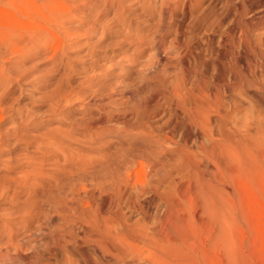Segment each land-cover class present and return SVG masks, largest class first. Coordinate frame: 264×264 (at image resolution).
I'll return each mask as SVG.
<instances>
[{
    "label": "bare ground",
    "instance_id": "bare-ground-1",
    "mask_svg": "<svg viewBox=\"0 0 264 264\" xmlns=\"http://www.w3.org/2000/svg\"><path fill=\"white\" fill-rule=\"evenodd\" d=\"M73 1L63 3L72 4ZM184 1L185 4L195 6L192 0ZM177 2L167 4L160 18V28L154 33L163 34H158V39L150 42L155 46L158 55L164 51L161 48L163 35L170 32L173 27ZM93 3L92 11L94 14L96 12V17L109 12L110 8L116 12L121 6L120 0H94ZM162 3L165 4V1ZM53 4L50 6L53 7ZM88 5L85 6L87 9ZM62 6L63 4L61 8ZM81 6L83 5L77 7L82 8ZM63 9L64 6L62 12L65 11ZM70 9L66 13H70ZM85 9L78 12L85 14ZM233 9L237 10L236 7ZM52 12L55 16L53 18L56 19L51 17L50 21L59 20V11ZM72 13L71 18L67 17V20L70 19L69 22L72 21V15L76 17V14H79ZM204 13L195 20L198 26L195 27L199 28L202 38L210 43L211 23L208 15ZM88 14L91 15V12ZM184 14L186 15V12ZM225 16L231 17L228 25L229 34H236L238 29L244 31L249 25V20L243 22L238 14L235 16L231 13V9L227 10ZM252 16L250 20L253 19ZM77 17L81 23L83 20L80 22V17L78 15ZM60 19L64 20L61 17ZM67 20L65 21L68 22ZM65 21L61 24H65ZM75 23L72 21V24ZM95 23L96 21L94 32ZM72 24L70 23L71 28ZM80 28L82 27L77 29ZM148 29L150 28L146 26L138 30L136 39L139 43L150 44L144 40L149 35ZM102 33L104 32H100V35L94 38V49L103 46L100 43L107 32L101 35ZM37 34L36 32L32 37L31 45L34 47L40 45L44 37L48 36V39L54 37L52 32L48 33L51 38L44 32L42 33L44 37L40 40L41 36L38 37ZM66 36L71 35L67 33ZM192 38L191 40L172 38L170 41L172 45L170 48L180 53L179 66L171 76L165 72L162 75L156 73V79L153 81L156 80L159 86L155 89L160 88L150 91L144 99H139L135 106L128 109L129 111L127 109L121 111L119 107L102 110L94 118L92 123L94 125L114 122L123 128H129L132 124L139 128V147L133 154H127L122 158L123 174L116 171L94 183V194L88 193L83 187L81 188L83 193L82 191L80 193L75 186H68L75 195L71 198H64L60 194L48 197L45 202L52 207L45 211L36 208L37 202L31 199V194L43 182L40 179L44 173L41 169L36 172L32 169L18 172L13 179L14 185L11 184L14 190L11 198L17 200L19 194L25 191L27 195L25 201L33 203L21 209L16 221L0 224L3 229L0 232L2 237L0 253L4 252L3 256L8 260L22 258L25 264H59L56 259L57 253L63 254L68 251L74 258H69L64 253L65 258L61 259L63 264H192L201 255L198 253V249L201 248L198 244L201 242L202 229L208 232V243L218 250L223 247L225 227L231 220H228V215L237 207L235 201L230 199V194L240 186L248 191H264V112L256 110L254 105L249 106L251 103L245 106L241 100L236 99L249 93L254 104L264 110V51L262 48L249 50L247 43L249 45L250 41L247 38L244 41L240 39L243 44L238 41L241 45L238 51L226 46L223 39L215 49L209 50L205 45L206 48L198 47L196 50ZM55 39L56 37L53 40ZM38 40L40 42L35 46ZM257 40V47L264 46L259 37ZM33 46L31 50L35 49ZM40 47H37L35 53L42 51ZM59 47L64 49L62 44ZM211 56L213 57L210 60ZM98 58L108 60L107 54ZM161 69L163 68L161 67L159 71ZM5 80L0 78V84ZM130 114L133 115L135 123H130L126 119ZM7 138L8 136H5L3 141ZM36 146L41 152V157L37 160L39 164H43L49 157H54L57 161L56 156L61 149L59 144L48 139L36 142ZM14 161L7 165L8 170L18 166L17 161L15 166H12ZM30 166L35 168L33 164ZM61 168L65 169V166ZM46 179V187L51 190L60 189L65 184L61 179L50 180L47 177ZM2 187L4 189L11 186L5 183ZM82 201L87 203V206L94 204L93 210L88 212L82 208ZM18 211V208L11 209L2 215L8 218ZM39 215L45 217L49 226L37 223L35 227H31L33 222H37ZM130 215L135 219L131 218V221ZM55 219L58 220L57 223L54 222ZM68 229L76 230L77 235H74V239ZM45 237L49 238L50 242L44 240Z\"/></svg>",
    "mask_w": 264,
    "mask_h": 264
},
{
    "label": "rangeland",
    "instance_id": "rangeland-1",
    "mask_svg": "<svg viewBox=\"0 0 264 264\" xmlns=\"http://www.w3.org/2000/svg\"><path fill=\"white\" fill-rule=\"evenodd\" d=\"M54 1L0 0V78L6 79L0 84V224L16 221L21 209L32 205L33 202H37V207L34 204L36 208L48 211L52 207L51 204L48 205L45 202L48 197L60 194L64 198H71L75 195L68 186H75L80 193L83 187L88 193L94 194V183L116 171L123 174L122 158H125L127 154H133L139 147V128L133 124V127L123 128L114 122L94 125L93 120L102 110L119 107L121 111L126 109L129 111L128 109L135 106L139 99H144L150 91H154L155 87L159 86L156 80L153 81L156 79V73L162 75L165 72L168 76L173 75L179 66L180 53L170 48L172 38L191 40L190 35H192L195 41L193 46L196 50L198 47L215 49L223 39L226 46L235 51H238L241 48L239 45L243 44L240 39L244 41L247 38L250 41L249 45L247 43L249 50L250 48L251 50L262 48L264 51V46L258 45L260 47L258 48L256 45L258 37L259 41L264 42V35H262L264 33V0H200L201 2L192 0V3H195L194 7L188 3L185 4L184 0H164L165 4L162 3L163 0H120L121 6L118 11L114 12L110 8V11L101 17H96V12L94 14L92 11L94 0H65L66 2L73 1L72 4L76 8L71 3H63L64 0H56L55 3ZM169 2H177L174 11L175 20L171 31L163 35L161 48L164 51L158 55L155 52V46L150 42L157 40L158 34H163V32L157 35L154 33L160 28V18ZM50 4H53V7ZM62 4L64 12L61 11ZM80 5H83L82 8H79ZM87 5L90 11L85 7ZM233 7L237 10L234 11ZM69 8L73 11L70 9V13H66ZM84 9L85 14L84 12L82 14L87 15L91 12V15L84 17L80 14ZM228 9H231V13L235 16L238 14L243 22L249 20L248 29L244 28V31L238 29L236 34H229L228 25L231 17L225 16ZM54 10L59 11L63 21L67 20V17L71 18L72 12L79 13L81 16L72 15L73 23L77 22L72 24L69 19L68 22L65 21L68 26L63 23V27L60 17L59 20L50 21L51 17V19H56L52 14L57 13L52 12ZM203 12L208 15L211 23L210 43L202 38L199 28L195 27L197 26L195 20ZM77 15L80 17L79 21L82 19L88 24L82 20L80 22L84 25L79 23ZM251 15H253L252 20H250ZM58 21L60 22L57 23ZM94 21H96L95 32ZM70 23L73 25L72 28ZM80 26L81 30L77 29ZM146 26L150 29H148V37L144 40L150 44L139 43L136 39L138 30ZM73 28L76 29L75 33ZM180 28L184 31H180ZM77 30L80 32H76ZM60 31H63V37ZM36 32L39 34V36L37 34L38 37L41 36L40 40L44 37V34L42 35L44 32L45 35L52 32L58 40H53V35H51L52 39L46 36L41 40L45 43L44 45L42 43L39 45L38 40L35 46L37 44V47L41 46L42 51L35 53L38 48L31 44ZM100 32H104L101 35L107 32V35L103 36L104 39L100 43L103 46H97L94 49V38L99 36ZM67 33H70L71 38L66 36ZM49 38H51L50 35ZM58 42L64 46V49L59 47L61 44L59 45ZM118 43L121 44L118 45ZM30 45L35 49L31 50ZM103 54H107L108 60L98 58ZM135 57L138 58L135 59ZM171 61L174 63L170 64ZM161 67L163 69L159 71ZM158 88L160 87L155 90ZM101 98L105 101L103 99L100 101ZM236 99L241 100L240 102L245 106L251 103L249 106L254 105L256 110L264 112L261 106L254 104L249 93ZM132 116L130 114L126 117L130 123L134 122ZM3 136H8V141H3ZM48 139L61 147L56 156L57 161L54 157H49L43 161V164H39L37 160L41 157V152L36 142ZM14 160L18 162V166L14 165L16 164ZM12 161H14L12 166L16 168L8 170L7 165ZM63 162L65 163L62 164ZM31 164L35 168H32ZM61 166H65V169ZM27 169H32L34 172L41 169L44 173L40 179L43 182L31 194L33 202L25 201L27 196L25 191L19 194L17 200L11 198L14 193L13 179L20 170ZM46 177L50 180L61 179L65 184L60 189L51 190L46 187ZM5 183L10 184L11 187L3 189L2 185ZM235 189L230 194V199L235 201L237 207L228 215V220H231L225 227V244L219 248L220 250L217 247L214 248L208 243L207 230L202 229L201 242L198 244L202 250L197 247L201 255L192 264H264V191H248L242 186ZM96 197L95 193V199ZM92 202L94 203V195ZM93 206H87V203L81 202V207L88 212L93 210ZM17 208L19 211L11 214L9 216L11 219L2 215ZM131 218L135 219L130 215V220ZM57 221V219L54 220L55 223ZM37 223L49 226L43 215H39L37 222H33L31 227H35ZM2 230L0 227V232ZM68 231L74 239L77 235L76 230L68 229ZM44 240L50 242L47 237ZM64 253L67 257L74 258L68 251ZM64 253L56 255L59 264H63ZM3 255H5L4 252L0 253V264H25L22 258L8 260Z\"/></svg>",
    "mask_w": 264,
    "mask_h": 264
}]
</instances>
